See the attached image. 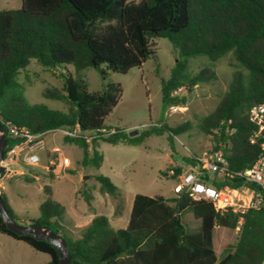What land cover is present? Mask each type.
<instances>
[{"label": "trees", "instance_id": "trees-1", "mask_svg": "<svg viewBox=\"0 0 264 264\" xmlns=\"http://www.w3.org/2000/svg\"><path fill=\"white\" fill-rule=\"evenodd\" d=\"M158 38L167 39L179 57L169 78L161 82L162 100L169 107L180 101L172 92H189L196 84L213 79L211 66L228 56L232 73L227 88L214 109L199 118L197 128L222 149L230 170L250 168L259 143L249 141L254 126L247 112L253 105L264 104V0H20L18 9L0 10V127L7 143L3 158L22 141L8 134L11 127L40 136L57 129H77L75 137L63 140L82 149L81 166L93 168L102 163L96 150L99 140L133 145L149 134L166 131L175 136L185 131L187 124H162L131 138L118 128L112 135L97 132L109 129L105 121L122 89L120 84L106 83L102 90L90 93L83 71L97 70L103 81L108 72L126 74L155 56ZM197 57H205L207 64L191 74L187 62ZM32 60L47 71L73 68V76L59 73L60 88L41 92L45 99L63 103L67 112L26 99L18 75ZM187 162L194 165L193 158ZM94 180L99 194L118 198L109 178L98 175ZM42 191L45 198L39 216L26 222H18L2 192L0 198L16 223L46 226L59 235L66 243L69 264L264 263V207L220 214L209 202L191 201L187 195L135 194L124 228L114 229L105 216L96 215L79 229V236L72 237L63 224L64 207L51 198L49 187ZM84 199L90 205L92 195ZM188 209L199 222L198 231L191 234L180 219ZM119 210L116 205L115 213ZM236 229L235 241L230 243L225 230ZM0 234L48 255L45 264H58L55 245L7 230L1 217Z\"/></svg>", "mask_w": 264, "mask_h": 264}, {"label": "rangeland", "instance_id": "rangeland-1", "mask_svg": "<svg viewBox=\"0 0 264 264\" xmlns=\"http://www.w3.org/2000/svg\"><path fill=\"white\" fill-rule=\"evenodd\" d=\"M19 7L20 0H0V10ZM227 58L228 56L223 57L211 66L213 79L196 84L189 92L182 89L177 92L176 97L180 101L173 106L178 107L177 109H169L161 96V82L169 78L170 69L179 59L177 52L165 38L155 40L153 58L126 74L108 72L103 81L97 70H84V80L90 93L102 90L106 83L121 86L120 99L105 121L109 129L118 128L131 138L162 124L169 127L187 124L188 128L175 136L166 131L149 134L140 143L133 145L109 144L99 140L96 148L102 156L99 168L81 166L82 149L62 139L63 129L48 133L44 138L46 147L39 143L37 147L33 146L37 140L25 145L24 150L17 154V159L12 161V164H19L18 167L24 175L14 172L10 176L4 173L0 177V191L6 196L18 222H26L27 219L39 216V205L45 198L42 191L45 186L50 188L51 198L64 207L63 224L72 237L79 236V229L86 225L88 217L95 212L85 202L86 194L94 195L97 210L111 220L118 216L115 213L117 205L121 213L120 228L125 226L130 203L135 194L173 197L175 179L170 178L167 172L171 170L175 173V169L180 172L187 170L193 166L187 162L188 159H194L214 147L212 140L198 130L197 123L199 118L214 109L227 88L232 73V68L227 65ZM205 64V57L191 58L187 62L188 71L195 74ZM65 72L73 76L71 66H66L65 71H47L32 60L25 70L20 71L18 81L23 85L24 96L30 103L43 104L51 110L67 112L60 101L45 99L41 95L45 88H60L62 79L59 73ZM88 137L91 136L88 134ZM52 144L59 149L51 153L49 160L52 164L47 165L44 148L49 149ZM30 146L33 147L31 153L38 157L35 164L22 161V151L26 152ZM61 156L69 160L67 166H62ZM98 175L109 178L117 188L119 196L116 200L99 194L94 180V176ZM180 219L188 234L198 231L199 222L193 219L189 209L181 214ZM112 227L117 228L113 224ZM236 232L237 229L225 230V236L230 243L235 241ZM48 261V255L0 234V264H45Z\"/></svg>", "mask_w": 264, "mask_h": 264}, {"label": "built area", "instance_id": "built-area-1", "mask_svg": "<svg viewBox=\"0 0 264 264\" xmlns=\"http://www.w3.org/2000/svg\"><path fill=\"white\" fill-rule=\"evenodd\" d=\"M179 91L181 89L172 92L171 96H176ZM174 108L178 107H169V109ZM247 119L254 126L249 141L259 143V152L251 167L243 171L230 170L222 149L215 145L216 150L212 149L211 152L195 157L194 165L187 170L178 175L171 170L167 172L175 179L173 195H187L191 201L209 202L213 210L220 214L243 213L251 208L264 207V104L251 106L247 112ZM97 132L112 135L116 130L102 128ZM61 133L63 136L73 138L79 132L77 129L73 131L63 129ZM8 134L11 137L21 138L22 141L14 145L0 161V166L3 168L0 177L8 172V165L15 160L22 145L34 142L40 136L14 127L8 129ZM32 151L33 147H28L23 159L26 164H35L38 161L37 155L31 153ZM232 182H236L237 185L229 186L228 183Z\"/></svg>", "mask_w": 264, "mask_h": 264}, {"label": "water", "instance_id": "water-1", "mask_svg": "<svg viewBox=\"0 0 264 264\" xmlns=\"http://www.w3.org/2000/svg\"><path fill=\"white\" fill-rule=\"evenodd\" d=\"M5 130L0 127V161L3 158V150L7 143L4 137ZM213 150H216L214 147ZM3 168L0 166V174ZM0 217L4 220L7 230L17 235H28L38 240H44L52 243L57 248L58 264H69V254L67 251L66 243L59 235L54 233L46 226H39L35 224L20 225L12 220L7 214L3 202L0 198Z\"/></svg>", "mask_w": 264, "mask_h": 264}, {"label": "crops", "instance_id": "crops-1", "mask_svg": "<svg viewBox=\"0 0 264 264\" xmlns=\"http://www.w3.org/2000/svg\"><path fill=\"white\" fill-rule=\"evenodd\" d=\"M53 132V131H52ZM48 133H50V132H48ZM48 133H45V134H43V135H41V136H39L36 140V143L33 145V146H35V147H37L38 145V143L39 144H41L43 147H46L45 146V143H44V138L48 135ZM63 139V138H62ZM24 147H25V145H22V149L21 150H24ZM45 149V154H46V157H47V165H48V163L49 164H52V161H50L49 160V156L51 155V153L52 152H54V150H58L59 148L57 147V146H55L54 144H52V146L48 149V148H44ZM21 152V151H20ZM25 154H26V152L25 151H22V153H21V155H23V158H22V161H23V159H24V156H25ZM61 158H62V166H67V164H69V160L67 159V158H65V157H62L61 156ZM17 159V157L15 158V160ZM19 164H17V163H10L9 165H8V167H7V171L8 172H5V173H7L8 174V176H10L12 173H16V174H20V175H24L23 174V172L19 169ZM48 168H46V170H47ZM1 179V178H0ZM1 192V191H0ZM4 194V193H3ZM103 195H105V194H103ZM105 196H107V195H105ZM174 196V195H173ZM93 198H94V200H93ZM133 199V198H132ZM96 200H95V197H94V195L92 194V200H91V202H90V206H91V208L92 209H94L95 210V212L94 213H92L89 217H88V219L86 220V225H88L89 224V222L93 219V217L94 216H96V215H103V216H105L106 218H107V220H108V222H109V224H110V226L112 227V224L113 225H116V227L117 228H114V227H112V228H114V229H122V228H120V216H121V213L120 214H118V216L116 217V218H114V219H110L106 214H100V213H102V212H99L98 210H97V205H96ZM131 204H132V200H131V203H130V207H129V212H128V217H129V213H130V209H131ZM111 210H112V206H111ZM127 221H128V218H127ZM127 221H126V223H125V226H126V224H127ZM86 225H84V226H86ZM83 226V227H84ZM124 226V227H125ZM119 227V228H118ZM123 227V228H124ZM82 228V227H81Z\"/></svg>", "mask_w": 264, "mask_h": 264}]
</instances>
